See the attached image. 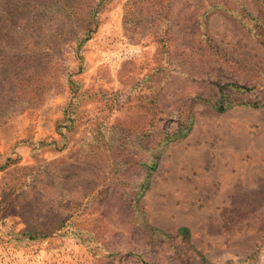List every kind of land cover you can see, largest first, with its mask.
<instances>
[{
  "label": "rangeland",
  "instance_id": "obj_1",
  "mask_svg": "<svg viewBox=\"0 0 264 264\" xmlns=\"http://www.w3.org/2000/svg\"><path fill=\"white\" fill-rule=\"evenodd\" d=\"M124 4L109 0L102 8L81 47L82 62L65 53L66 71L78 83L67 145L104 144L100 157L123 141L129 150L123 156L136 159L158 131L189 127L152 143L160 155L138 206L165 233L187 227L192 248L181 237L151 240L127 225L129 186L119 180L133 182L136 163L122 177L102 175L107 186L94 191L105 189L103 214L86 206L78 236L58 231L36 242L12 240L9 232L23 226L10 203L20 170L69 150L50 144L60 138L64 88L0 129V264H264V104L217 111L186 100L212 96L214 80L236 81L251 89L250 101L264 100V0H148L143 9L130 0L128 18ZM158 67L167 72L153 73ZM117 123L129 129L127 138L113 130ZM147 128L152 133L142 138Z\"/></svg>",
  "mask_w": 264,
  "mask_h": 264
},
{
  "label": "trees",
  "instance_id": "obj_2",
  "mask_svg": "<svg viewBox=\"0 0 264 264\" xmlns=\"http://www.w3.org/2000/svg\"><path fill=\"white\" fill-rule=\"evenodd\" d=\"M108 1L0 0V129L9 125L26 108L41 107L51 92L57 93L65 88L68 97L61 106L63 117L56 124L60 138L50 144H55V150L60 153L68 147L70 137L67 133L72 129L74 131L76 115L71 117L67 114L74 112L77 106L74 96L78 91V83L66 71L65 53L71 52L83 61L81 47L97 28L98 16ZM129 1L125 0L124 4V16L127 18L132 10L128 7ZM134 1L140 7L148 0ZM81 69L79 64L78 72ZM152 72L166 73L167 69L158 67ZM59 77L63 79L62 83L58 81ZM213 82L216 91L212 96L197 95L186 100L190 104L204 101L217 111H224L232 105L258 107L264 104V100L250 101L247 92L251 89L241 83ZM155 113L154 110L148 112L152 118ZM116 125L113 130L119 131L120 137L124 135L127 138L130 135L131 132L124 134L125 129H128L125 125L124 128L118 123ZM188 128L183 126L170 132L158 131L141 149L146 154L136 155V159L123 156L129 152L123 141L115 147H104L101 156L97 157L96 153L104 144L90 142L84 148L81 140L69 145L67 153H61L51 160L36 159L33 166L20 170L10 190V203L16 202L14 216L23 224L20 229L9 232L12 240L23 238L26 242H36L58 231L78 236L82 232L78 218L86 206L88 213L99 209L101 216L103 214L99 200L105 197V189L94 191L98 186H107L102 175L108 176L115 171L119 175L116 177H122L121 173H126L136 163L138 172L133 182L126 185L122 179L119 180L122 186H129L126 188L128 195L124 205L127 225L136 227L144 238L151 240L165 238L170 241L181 237L183 243L192 248L187 227H179L174 234L165 233L148 224L138 206V200L149 185L150 175L160 155L152 143L156 138L160 140L158 143L175 139L185 134ZM144 131L140 133L142 138L152 133L150 128ZM98 134L104 135V132ZM24 170L27 172L23 175L21 172ZM85 231L89 236L94 232L89 227ZM200 256L203 257L202 254Z\"/></svg>",
  "mask_w": 264,
  "mask_h": 264
}]
</instances>
